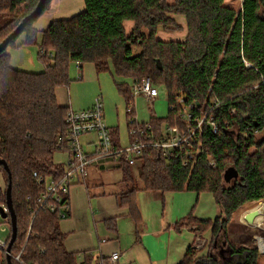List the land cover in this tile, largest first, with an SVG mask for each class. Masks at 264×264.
<instances>
[{"label": "trees", "instance_id": "trees-1", "mask_svg": "<svg viewBox=\"0 0 264 264\" xmlns=\"http://www.w3.org/2000/svg\"><path fill=\"white\" fill-rule=\"evenodd\" d=\"M52 1L46 0L41 12L0 52V161L10 168L18 221L13 254L23 249L25 264H80L77 253L65 246L59 212L37 211L35 198L41 188L33 174L61 173L63 164L54 157L64 149L59 140L68 129L69 109L57 102L56 89L72 82L73 62L81 66L91 62L99 73L113 71L128 104L134 99L132 88L118 78H150L154 85L167 87L168 114L151 118L156 131L165 122L180 128L188 125L181 115L180 96L185 105L194 104L193 115L208 112L219 128L214 133L204 121L202 151L193 168L183 165L181 154L166 159L161 149L153 147L146 148L138 165L146 190L210 191L221 206L216 219H199L191 213L177 223V227L194 226L197 233L212 230L214 235L212 250L199 255L191 246L179 264H264V253L256 245L235 246L227 238L234 211L264 200V0H85L84 11L55 19L41 32L39 43L34 23ZM38 2L0 0V43ZM175 16L185 17V38L157 36L160 26L170 33L183 28ZM127 21L132 22L131 32ZM21 34L26 39L18 44ZM28 44L39 45L43 71L27 72L11 64L8 48ZM134 46L141 51L135 54ZM133 115L134 111L128 112L129 127ZM120 166L129 189L121 195V203L129 206L139 224L138 181L130 164ZM233 166L239 176L227 182L226 170ZM0 173L5 179V186L0 185L2 205L10 179L1 163ZM257 242L264 251V240ZM0 264H7V257ZM12 264L20 263L13 258Z\"/></svg>", "mask_w": 264, "mask_h": 264}, {"label": "crops", "instance_id": "crops-1", "mask_svg": "<svg viewBox=\"0 0 264 264\" xmlns=\"http://www.w3.org/2000/svg\"><path fill=\"white\" fill-rule=\"evenodd\" d=\"M85 8V0H53L50 9L34 23L40 34L39 43L42 40L41 32L47 29L51 22L55 19L70 18L84 11ZM129 23L132 25V22ZM25 39L26 34H21L18 44ZM8 51L11 55V64L26 70L29 65H33L36 55L39 59L40 48L37 44H28L10 47ZM75 64L78 66L83 87L91 85L100 87L99 72L94 63L87 62L82 66L78 62ZM75 64L72 63L71 69ZM110 74L116 85L113 71ZM118 80L127 82L130 86L134 81L132 78H118ZM71 83L56 89L57 102L72 110H83L93 106L94 97H86L82 94L84 99L76 100L74 95H70L73 91ZM100 96L104 103V96ZM166 115L158 116L151 112L149 118H139L137 115L136 117L141 123H145L153 117ZM108 126L113 133L116 132L113 136L116 145L129 143V123L125 143L119 132L120 126ZM81 141L88 153L94 152L98 136L96 133H88L82 136ZM57 163L63 164V162ZM138 165L139 163L132 167L140 188L135 194L141 217L139 224L131 217L129 206L121 203V195L129 189L124 181L121 166L111 159L103 158L92 162L87 178L77 181L71 188L70 213L68 217L61 219L60 230L66 234V248L77 253V262L80 264H110V256L113 252L120 253V264H179L186 251L191 246L195 247L197 232L194 226L177 227V223L191 213L204 220L216 219L221 215V206L210 191L198 193L193 190L166 192L146 190L143 181L138 177ZM143 193L146 196L144 199ZM211 232L212 230L208 235Z\"/></svg>", "mask_w": 264, "mask_h": 264}, {"label": "built area", "instance_id": "built-area-1", "mask_svg": "<svg viewBox=\"0 0 264 264\" xmlns=\"http://www.w3.org/2000/svg\"><path fill=\"white\" fill-rule=\"evenodd\" d=\"M246 65L250 64L246 61ZM132 95L135 98L139 94H145L146 97L153 101L159 97L160 91L150 78H144L141 81H133ZM182 105L181 115L188 125L180 128L177 125L171 126L163 123L160 129L156 131L151 120L141 123L135 115L132 116L131 127H129L130 141L126 145H116L114 142L113 132L108 126L105 118V108L102 96H98L94 105L83 110L69 109L66 115L68 129L63 137H60L59 146L63 145L62 150L66 151L67 158L63 162V169L60 174L43 175L35 171L33 176L38 186L41 188L40 193L36 196V209L59 212L60 218L68 217L70 213L69 195L73 185L87 178L89 166L92 162L111 159L121 165L127 163L136 165L141 162V158L146 148L153 147L161 149L166 159H172L176 154H181L183 165L193 168L202 151L201 134L203 123L207 119L208 124L214 133L219 130L214 122V117L208 112H203L202 116L193 115L192 107L194 104L185 105L183 96L178 97ZM135 111L133 102L128 107V112ZM235 112V109L232 110ZM193 121V122H191ZM88 133H96L98 141L94 152H87L83 147L81 138ZM213 166L215 161L210 160ZM32 199L31 196L28 200ZM1 206L4 207L8 215L3 217ZM0 232L8 231L5 238L0 236V262L7 257V247L12 238V222L9 208L6 204H0ZM30 231V230H29ZM197 249V245H195ZM23 249L18 254H13L12 258L20 264H25L23 259ZM120 253L113 252L110 256V264H120ZM102 264V263H101Z\"/></svg>", "mask_w": 264, "mask_h": 264}, {"label": "rangeland", "instance_id": "rangeland-1", "mask_svg": "<svg viewBox=\"0 0 264 264\" xmlns=\"http://www.w3.org/2000/svg\"><path fill=\"white\" fill-rule=\"evenodd\" d=\"M172 1V0H169ZM178 23H180L183 28L177 31L167 32L162 30L160 26L158 28L157 36L163 39H183L187 34L186 29V22L185 17L175 16ZM131 23L128 22L126 28L128 32H131ZM145 30V29H143ZM148 31V30H145ZM11 47V46H10ZM9 47V50H10ZM133 51L135 54L141 51L140 46H134ZM33 65H29L25 71L31 72H41L45 69L46 65L43 61L38 59L37 55L33 60ZM75 64V62H74ZM14 67V66H13ZM17 67V66H16ZM70 76L72 78L71 85L73 86V91L70 95H74L76 100L84 99L86 97H94L96 99L98 96H104V103H105V118L108 125L111 126H120L119 132H121V137L123 138V142H127L126 136L128 134V107L130 104L126 103L124 98L119 93V90L116 88V85L113 81L112 74L110 72L102 71L99 73L100 76V87L98 88L97 85H91L83 87L82 81L80 80V73L78 71L77 64L74 65L72 69H70ZM71 86V87H72ZM159 88L160 94L159 97L153 101H150L148 98L144 96H136L133 99V105L135 109V115L139 118H149L150 113L154 112L156 115H166L168 112V104L167 101V87L163 84L155 85ZM62 92V91H61ZM102 93V94H101ZM83 94V95H82ZM95 101V100H94ZM256 148L253 147L251 151H255ZM55 161L57 162H64L67 158V153L64 150H60L55 154ZM0 184L4 187L5 186V179L2 178L0 174ZM143 199L146 197L143 193ZM264 201V200H263ZM263 201H250L249 203L244 204L243 206L239 207L237 210L234 211L232 218L227 223V238L228 241L231 242L233 245L240 246L242 244L247 245H256L259 250L264 253V251L259 247L257 239L264 240V228L255 227L251 223L242 222L239 218L240 211L243 210L245 207L249 206L255 202H263ZM239 213V214H237ZM1 218V216H0ZM210 231V230H209ZM202 234L201 232L197 233V239L195 244L197 245V251L200 253L199 255H203L204 253L207 254L208 251L212 250L213 246V239L214 235L213 232L208 235V232ZM8 231L0 232V236L3 238L6 237Z\"/></svg>", "mask_w": 264, "mask_h": 264}, {"label": "water", "instance_id": "water-1", "mask_svg": "<svg viewBox=\"0 0 264 264\" xmlns=\"http://www.w3.org/2000/svg\"><path fill=\"white\" fill-rule=\"evenodd\" d=\"M46 3V0H39L38 2V6L36 7V9L34 11H32L30 14H28L23 21L15 28V30H13V32L6 38L4 39L1 43H0V52L4 51L7 46L9 45V43L16 37L18 36V34H20L23 29L25 28V26L27 25V22L33 18L34 16L38 15L41 10L43 9V7L45 6L44 4ZM1 164H4L6 170L9 173V185L7 188V200H6V206L9 208L10 211V217H11V222H12V238L10 240V243L7 247L8 250V254H7V264H12V245L15 243L16 239H17V233H18V221H17V215H16V211L15 208L13 207V193H12V177H11V173H10V168L8 166V164L5 162V160H1L0 161ZM239 176V171L236 170V168L230 167L226 170L225 173V179L227 182H231L233 180V178H237ZM1 210H2V214L3 217L8 215V212L5 211L4 207L1 206ZM262 215L260 210L257 209H253L250 210L249 213L246 216V221L247 223H255L256 219H258L260 216Z\"/></svg>", "mask_w": 264, "mask_h": 264}, {"label": "bare ground", "instance_id": "bare-ground-1", "mask_svg": "<svg viewBox=\"0 0 264 264\" xmlns=\"http://www.w3.org/2000/svg\"><path fill=\"white\" fill-rule=\"evenodd\" d=\"M257 209L260 210L262 215L256 219L255 223H253V226L255 227H260L264 228V201L263 202H255L250 204L249 206L245 207L243 210L240 211L239 218L242 222H247L246 221V216L249 213L250 210Z\"/></svg>", "mask_w": 264, "mask_h": 264}]
</instances>
